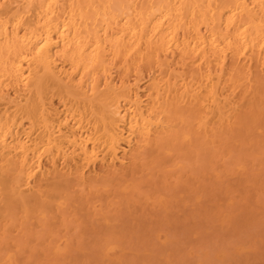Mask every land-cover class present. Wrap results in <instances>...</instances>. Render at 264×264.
Listing matches in <instances>:
<instances>
[{
  "label": "bare ground",
  "instance_id": "1",
  "mask_svg": "<svg viewBox=\"0 0 264 264\" xmlns=\"http://www.w3.org/2000/svg\"><path fill=\"white\" fill-rule=\"evenodd\" d=\"M262 83L264 0H0V236L76 194L148 201L149 159L209 150Z\"/></svg>",
  "mask_w": 264,
  "mask_h": 264
},
{
  "label": "rangeland",
  "instance_id": "2",
  "mask_svg": "<svg viewBox=\"0 0 264 264\" xmlns=\"http://www.w3.org/2000/svg\"><path fill=\"white\" fill-rule=\"evenodd\" d=\"M251 97L249 116L209 150L174 156L160 171L149 159L148 201L76 194L67 224L19 215L0 236V264H264V83Z\"/></svg>",
  "mask_w": 264,
  "mask_h": 264
}]
</instances>
